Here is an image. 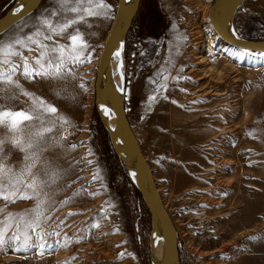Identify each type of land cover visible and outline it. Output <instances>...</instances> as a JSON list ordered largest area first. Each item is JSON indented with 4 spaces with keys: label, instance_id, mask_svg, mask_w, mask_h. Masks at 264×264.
<instances>
[{
    "label": "rangeland",
    "instance_id": "obj_1",
    "mask_svg": "<svg viewBox=\"0 0 264 264\" xmlns=\"http://www.w3.org/2000/svg\"><path fill=\"white\" fill-rule=\"evenodd\" d=\"M15 1L0 0V18ZM154 1L139 0L126 37L122 102L177 231L181 263L264 264V54L224 51L208 19L217 0H159L153 8ZM105 3L104 15L87 17L53 36L63 46L66 36L79 29L87 42L80 62H68L67 79L16 76L23 89L55 106L56 115L68 123L61 127L58 121L46 136L60 140L44 152L60 175L39 197L45 201L40 227L33 231L13 222L8 235L19 239L0 248V264H149L148 211L95 111L98 60L118 0ZM57 8V0H43L0 38L33 33L37 18ZM64 15L74 14L50 18L62 22ZM199 25L204 37L194 42ZM232 25L239 39L264 41V0L241 5ZM161 69L167 80L153 83ZM195 69L203 77L199 82L191 75ZM13 91L16 97L0 99V104L16 110L31 106L28 97ZM4 154L14 170L23 166L18 148L6 144ZM5 206L0 220L33 208L35 200H0V208Z\"/></svg>",
    "mask_w": 264,
    "mask_h": 264
},
{
    "label": "snow or ice",
    "instance_id": "obj_2",
    "mask_svg": "<svg viewBox=\"0 0 264 264\" xmlns=\"http://www.w3.org/2000/svg\"><path fill=\"white\" fill-rule=\"evenodd\" d=\"M57 3L56 10L37 18V27L33 33L24 36L12 34L0 38V93L4 94L0 99L15 98L17 93L13 90L18 89L19 94L31 101L30 107L20 110L0 104V129H3V133L0 134V200L8 203H15L18 199L35 200L33 208L21 213H7L3 220H0V248L7 246L9 241L19 239L15 233L8 235L13 222L17 228L23 224L33 231L40 227V218L43 215L41 208L45 201L39 197L43 188L55 184L60 175L54 162L44 157L50 142L59 144L60 140L50 141L46 136L53 132L58 121L61 122V127L68 123L64 117L56 115L58 110L55 106L23 89L16 76L26 79L35 77L67 79L71 75L68 62L70 60L80 62L87 42L79 29H73L66 36L68 43L63 46L54 41L53 36L67 33L68 29L86 21L87 17L104 15L108 8L105 0H57ZM57 13L74 15H64L62 22H54L50 17L56 16ZM44 41H52V44ZM25 52L29 55H25ZM34 52L37 54L32 55ZM165 70L161 69L158 72L157 80L153 83L161 78L167 80V76H164ZM9 93L11 95H8ZM148 99L154 101L155 96ZM29 121L35 123H26ZM6 144H11L13 148H18L24 153L23 166L18 171L6 164L7 156L4 154ZM71 147L75 148V145ZM34 169L36 171H33ZM95 178H98V175L94 176ZM21 185L24 191H21ZM5 212L6 206L0 208V213Z\"/></svg>",
    "mask_w": 264,
    "mask_h": 264
},
{
    "label": "water",
    "instance_id": "obj_3",
    "mask_svg": "<svg viewBox=\"0 0 264 264\" xmlns=\"http://www.w3.org/2000/svg\"><path fill=\"white\" fill-rule=\"evenodd\" d=\"M21 1L16 0L12 8L0 18V36L36 12L43 0H28L22 8ZM247 1L217 0L210 8L208 19L216 35L228 46L252 54H264V41H245L233 32V17L237 9ZM138 9L139 0H118L113 24L98 60L94 81L95 111L111 148L114 150L116 143L120 142L131 152V164L122 161L149 214V264H182L177 231L157 195L153 174L127 121L124 104L107 98L103 91L107 75L126 66V37ZM107 114L111 120L107 119Z\"/></svg>",
    "mask_w": 264,
    "mask_h": 264
},
{
    "label": "bare ground",
    "instance_id": "obj_4",
    "mask_svg": "<svg viewBox=\"0 0 264 264\" xmlns=\"http://www.w3.org/2000/svg\"><path fill=\"white\" fill-rule=\"evenodd\" d=\"M27 1L28 0H22L20 7L22 8L27 3ZM154 2L156 5L154 3H152L153 8L155 6H158L159 0L154 1ZM156 18H157L156 13H155V11H153L151 20L154 21V20H156ZM192 37H193L192 41H194V42H197V41L203 39L204 36H203V29L201 28V25L197 26L194 29V31L192 33ZM211 40H216V37L214 35H212ZM220 44L224 48V51H226L228 53L233 52L235 50L233 47L228 46L223 41H221ZM204 60L205 59L203 57L199 58L198 64L201 66L205 65L206 62ZM214 65H215V63H214ZM191 73H192L191 75L196 78L195 79L196 82H199L203 79V77H199L197 75V69L191 71ZM123 83H124V68L123 67H119V69L117 71L110 72L105 79V85L103 88L105 96L109 99L116 101V102H120V101L124 102L126 100V93H125V90L123 87ZM151 103H156V100L151 101ZM160 108H162V107H160ZM106 117L108 120H111V116L109 114H107ZM114 151L123 161H127L128 165L131 164L132 155H131V152L128 150V148L125 145L121 144L120 142H117Z\"/></svg>",
    "mask_w": 264,
    "mask_h": 264
},
{
    "label": "trees",
    "instance_id": "obj_5",
    "mask_svg": "<svg viewBox=\"0 0 264 264\" xmlns=\"http://www.w3.org/2000/svg\"><path fill=\"white\" fill-rule=\"evenodd\" d=\"M105 132V131H104ZM107 135V134H106ZM137 192V191H136ZM138 193V192H137ZM141 198V197H140Z\"/></svg>",
    "mask_w": 264,
    "mask_h": 264
}]
</instances>
